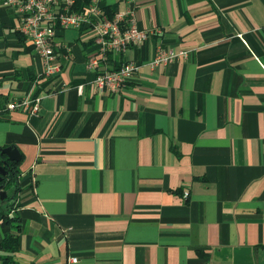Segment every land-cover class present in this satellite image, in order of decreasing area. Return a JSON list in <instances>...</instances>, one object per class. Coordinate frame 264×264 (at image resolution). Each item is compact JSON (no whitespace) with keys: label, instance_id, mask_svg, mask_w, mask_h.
<instances>
[{"label":"crops","instance_id":"1","mask_svg":"<svg viewBox=\"0 0 264 264\" xmlns=\"http://www.w3.org/2000/svg\"><path fill=\"white\" fill-rule=\"evenodd\" d=\"M101 6L153 33L113 59L142 65L119 94L94 84L91 29L59 31L46 77L0 0V111L41 98L0 116L22 153L15 262L264 264V0ZM159 48L187 55L152 69Z\"/></svg>","mask_w":264,"mask_h":264},{"label":"built area","instance_id":"2","mask_svg":"<svg viewBox=\"0 0 264 264\" xmlns=\"http://www.w3.org/2000/svg\"><path fill=\"white\" fill-rule=\"evenodd\" d=\"M2 0V5L13 10L19 17L20 32L40 57L44 76L53 77L61 72L58 57L71 48L58 39L59 31L88 28L94 33L93 42L97 47L87 61V67L95 74L94 84L100 92L119 94L139 72L142 65L136 61H124L114 66L113 59L124 55L127 50L142 43L153 33L140 29L132 10L116 13L109 18L105 15L102 0ZM135 0H128L133 3ZM80 3V4H78ZM185 51L159 48L152 69L185 57ZM66 89L63 87V90ZM81 91V89H80ZM26 111L37 116L41 111V98L28 96L7 104L5 111ZM74 263L77 259L72 260Z\"/></svg>","mask_w":264,"mask_h":264},{"label":"trees","instance_id":"3","mask_svg":"<svg viewBox=\"0 0 264 264\" xmlns=\"http://www.w3.org/2000/svg\"><path fill=\"white\" fill-rule=\"evenodd\" d=\"M79 2H86V0H80ZM105 9L108 13H111L109 8ZM0 165L8 171V175L4 177L3 182L0 184L7 193L5 200H1L0 196V231L3 232V237L0 240V264H17L14 255L20 249L22 226L16 212L20 207L18 203L19 193L23 190L21 185L22 172L20 163L9 162L2 155H0Z\"/></svg>","mask_w":264,"mask_h":264},{"label":"water","instance_id":"4","mask_svg":"<svg viewBox=\"0 0 264 264\" xmlns=\"http://www.w3.org/2000/svg\"><path fill=\"white\" fill-rule=\"evenodd\" d=\"M0 155L5 156L9 162L20 163L22 161V153L16 146H9L0 149ZM8 175V171L0 165V184L3 182L4 177ZM1 200L7 198V193L4 191L3 186H0Z\"/></svg>","mask_w":264,"mask_h":264}]
</instances>
